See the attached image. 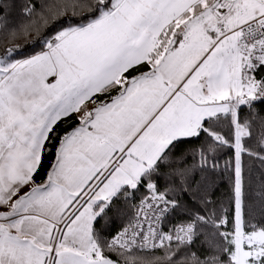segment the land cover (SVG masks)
Instances as JSON below:
<instances>
[{
	"label": "snow or ice",
	"instance_id": "6c2138e0",
	"mask_svg": "<svg viewBox=\"0 0 264 264\" xmlns=\"http://www.w3.org/2000/svg\"><path fill=\"white\" fill-rule=\"evenodd\" d=\"M0 264H264V0H0Z\"/></svg>",
	"mask_w": 264,
	"mask_h": 264
}]
</instances>
